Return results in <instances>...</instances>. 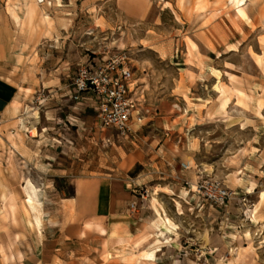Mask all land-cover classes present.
<instances>
[{"label":"rangeland","instance_id":"obj_1","mask_svg":"<svg viewBox=\"0 0 264 264\" xmlns=\"http://www.w3.org/2000/svg\"><path fill=\"white\" fill-rule=\"evenodd\" d=\"M29 1L0 0V73L31 88L16 103L20 117L0 125V230L31 229L38 210L50 214L71 194L60 178L49 190L35 185L33 168L108 177L133 165L147 177L133 188L150 190L132 214L143 238L137 264H264V0H151L140 20L116 0H38L49 22L33 36L8 10ZM121 51L142 124L126 134L97 114L93 127H41L54 97L73 101L83 58ZM200 178L221 180L232 196L203 200L185 182Z\"/></svg>","mask_w":264,"mask_h":264},{"label":"crops","instance_id":"obj_2","mask_svg":"<svg viewBox=\"0 0 264 264\" xmlns=\"http://www.w3.org/2000/svg\"><path fill=\"white\" fill-rule=\"evenodd\" d=\"M116 1L118 9L131 20L146 17L152 3L151 0ZM38 26L34 31L29 29L32 36L37 34ZM91 60L95 64L103 62L96 63V57L91 56L83 58L82 64ZM27 85L0 73V125H10L20 117L16 103L20 104L22 95L31 90ZM3 87L9 91L8 97H1ZM69 93L67 95L72 98V89ZM56 98L51 100V107L43 110L47 125L41 127H51L54 121H62L68 126L72 120L86 127L96 125L99 102L95 96L85 94L80 101H71L67 96ZM39 126L34 122L32 128L39 131ZM25 141H21L24 143L21 150L28 151ZM192 168L190 164L186 171ZM45 171L33 168L35 185L49 190L55 186L53 180L60 178L71 187V194L60 198L56 210L50 214H45L44 209L38 210L30 219L31 229L23 230L20 225L11 230H0V264H137L136 246L143 238L140 232L134 231L136 220L132 214L142 202L133 193L136 188L133 187L144 183L146 175L133 165L126 170L118 169L108 177H75ZM36 218L39 225L35 224ZM101 228L108 234H102ZM107 237L110 241L105 244ZM119 238L123 240L119 241ZM102 255L107 256L106 260Z\"/></svg>","mask_w":264,"mask_h":264},{"label":"built area","instance_id":"obj_3","mask_svg":"<svg viewBox=\"0 0 264 264\" xmlns=\"http://www.w3.org/2000/svg\"><path fill=\"white\" fill-rule=\"evenodd\" d=\"M133 78L134 71L128 52H117L99 64L91 60L77 67L72 82V98L80 101L85 94H92L99 102L98 116L102 127H113L128 134L145 119L141 101L134 98ZM188 167L184 164L185 169ZM185 182L189 187L193 186L203 200L211 203L222 204L233 194L232 189L221 180L200 178ZM149 193L147 185L134 189V194L142 203ZM131 206L135 204L131 203Z\"/></svg>","mask_w":264,"mask_h":264},{"label":"bare ground","instance_id":"obj_4","mask_svg":"<svg viewBox=\"0 0 264 264\" xmlns=\"http://www.w3.org/2000/svg\"><path fill=\"white\" fill-rule=\"evenodd\" d=\"M38 0H30L28 3H26L25 7L22 6L23 2L21 4L12 3L9 5L8 10L11 17L14 19L16 24L21 27L22 29H30L34 31L36 27L41 22H49V15L47 14L44 7H40L37 3ZM168 4L169 1H166ZM23 9V10H22ZM22 10V11H21ZM50 24V23H49ZM51 26V24H50ZM51 27H49L50 30ZM31 188L34 192H38L39 188L34 186V184L29 181ZM28 202L33 203L36 202L37 204H40L39 200L34 198L30 193L28 194ZM36 225H39V219L36 218ZM169 220V219H168ZM29 223H31V220H28ZM34 223V222H32ZM100 232L102 234H108L107 230L105 228H101ZM123 240L122 238H119V241ZM110 241V238L107 237L105 240V244ZM107 254H111L110 252H107Z\"/></svg>","mask_w":264,"mask_h":264}]
</instances>
